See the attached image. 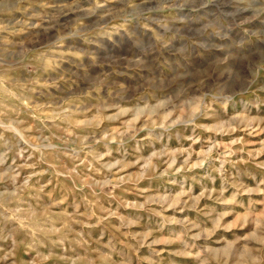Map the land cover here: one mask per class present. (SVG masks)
<instances>
[{"label":"clouds","instance_id":"obj_1","mask_svg":"<svg viewBox=\"0 0 264 264\" xmlns=\"http://www.w3.org/2000/svg\"><path fill=\"white\" fill-rule=\"evenodd\" d=\"M249 137L264 0H0V264H264Z\"/></svg>","mask_w":264,"mask_h":264},{"label":"rangeland","instance_id":"obj_2","mask_svg":"<svg viewBox=\"0 0 264 264\" xmlns=\"http://www.w3.org/2000/svg\"><path fill=\"white\" fill-rule=\"evenodd\" d=\"M261 138H264V137H249L248 139H249V141L251 143H255L256 140L261 139ZM173 143H175V136H173ZM247 167H248L249 170H251L252 172L256 173L258 176H264V173H261V172H259V170L255 169V168H252L251 165H249ZM45 179H47V178H45ZM245 179L247 180V176H245ZM248 182H251V181H248ZM64 185H67L68 188L74 187L71 184V181H63L62 180L61 181V188H63ZM153 186L154 187H158V188H160V187H171L170 185L161 184V182H158V181L154 182ZM53 187H55V185ZM198 187H199V183L197 182V189H198ZM60 191H61V189H56V195H59ZM77 195L79 196L80 193H77ZM117 197H118V199L121 198V197H123L125 199H134L135 198L134 194L130 195L127 192H118L117 193ZM205 204H206V206L208 208L218 207L213 201H206ZM129 214L135 215V213H129ZM141 215H143V217H144L142 226H149V225L153 226V227L155 226V224H156L155 217L150 216L148 213H142ZM192 215H195V214L193 213ZM201 218H203V217H201ZM168 259H169V257L167 256V253H165V257H164L165 264H167ZM177 264H189V262H187V261H178Z\"/></svg>","mask_w":264,"mask_h":264}]
</instances>
